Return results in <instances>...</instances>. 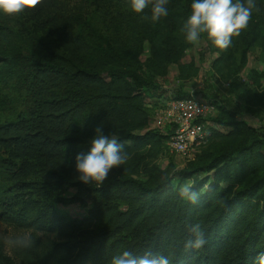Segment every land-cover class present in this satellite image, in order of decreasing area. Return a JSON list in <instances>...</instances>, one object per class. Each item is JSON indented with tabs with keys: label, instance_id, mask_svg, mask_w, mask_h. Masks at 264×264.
<instances>
[{
	"label": "trees",
	"instance_id": "1",
	"mask_svg": "<svg viewBox=\"0 0 264 264\" xmlns=\"http://www.w3.org/2000/svg\"><path fill=\"white\" fill-rule=\"evenodd\" d=\"M89 1L106 11L101 28L87 16L50 15L46 0L22 12L30 34L52 28L57 44L27 60L19 85L29 106L0 130V146L8 151L1 160L7 178L0 184V196L5 194L0 219L33 226L35 232L32 246L13 247L12 256L0 239V264H110L126 250L169 256L171 264H254L264 253V140L255 129L220 105L213 121L226 132L209 127L194 159L172 175L154 162L167 150L168 134L149 128L150 113L169 97L163 86L154 88V79L175 64L179 84L172 94L203 97L182 87L198 72L194 58H186L192 43L182 31L192 0H169V15L156 23L150 5L135 13L130 0ZM11 35L0 21V64L11 60L4 46ZM201 35L217 53L213 72L232 80L252 47H260L264 62V0H256L248 26L227 49ZM144 41L150 55L141 64ZM97 127L117 137L128 157L122 171L110 173L98 187L77 180L73 167ZM187 181L197 194L195 204L179 195ZM70 187L75 199L92 202L87 216L65 218L53 205L40 206V201L66 200L61 194ZM30 212L36 217L28 223ZM193 224L207 241L199 249L185 246Z\"/></svg>",
	"mask_w": 264,
	"mask_h": 264
},
{
	"label": "rangeland",
	"instance_id": "2",
	"mask_svg": "<svg viewBox=\"0 0 264 264\" xmlns=\"http://www.w3.org/2000/svg\"><path fill=\"white\" fill-rule=\"evenodd\" d=\"M48 13L50 15L70 16L73 14L90 17L95 26L101 28L104 22L106 11L101 7L91 4L89 0H46ZM129 3V2H128ZM111 7H117L112 5ZM104 9V8H103ZM24 13L4 15L0 14L1 24L9 26L12 29V35L4 43L7 55L11 58L8 65L0 64V130L8 122L16 121L22 117L29 106L26 93L19 85V77L24 74V67L29 58H39L46 52V48L55 47L57 42L52 37V28H46L45 31L37 34H30L27 27ZM24 19V20H23ZM22 20L24 23L22 24ZM25 25V26H24ZM26 29L28 31H26ZM51 32H50V31ZM235 53L239 56L240 48L236 47ZM150 55L149 44L143 42V52L140 56V63L144 64ZM217 56L207 45L205 39L200 36L196 43L186 50V58L193 57L197 65L198 72L194 78L184 81L182 87L185 91H198L215 107V114L218 113V106H224L235 112L237 117L251 125L259 138L264 140V62L261 59V49L258 46L252 47L247 55L246 61L237 75L229 81H222L213 72L211 63ZM2 62V61H0ZM141 74V73H139ZM177 67L170 64L168 73L165 77H156L153 82L154 88H163L168 95L175 92L178 88ZM152 121L149 125L152 126ZM215 128L222 132L228 129L218 126L215 122ZM150 128V127H149ZM145 131L136 133L142 134ZM88 139L85 140L83 147L88 150ZM199 151V150H198ZM264 153V149H263ZM8 156L6 148L0 146V184L6 182L7 175L4 172L1 160ZM155 164L161 169L170 170V174L183 166L182 160L167 150L158 154L154 160ZM120 166L110 173L121 172ZM201 176V175H199ZM144 179L143 175L139 176ZM174 184L176 178L172 176ZM32 178L39 180V173H34ZM187 185L190 183L186 182ZM5 196V194H2ZM0 196V202L2 200ZM76 189L68 188L61 197L64 201H40V206L45 204L53 205L57 216L65 218L81 219L87 216L92 202L88 198L79 201L75 199ZM34 197L37 198L36 195ZM124 210V207H120ZM36 217L35 212H30L26 217V222H31ZM34 227L28 225L18 226L10 220L0 219V239L4 242V252L12 256L13 246L8 243L11 238L23 235L33 236Z\"/></svg>",
	"mask_w": 264,
	"mask_h": 264
},
{
	"label": "clouds",
	"instance_id": "3",
	"mask_svg": "<svg viewBox=\"0 0 264 264\" xmlns=\"http://www.w3.org/2000/svg\"><path fill=\"white\" fill-rule=\"evenodd\" d=\"M39 3L40 0H0V14H19L27 7H35ZM168 3L169 0H130V8L135 13H142L150 5V19L156 23L169 15ZM254 8L256 0H192L190 15L182 26L184 38L188 43H196L201 34H205L214 46L227 49L232 43V37L238 36L248 26ZM87 143V152L74 156L73 167L77 180L86 185L94 183L98 187L128 157L118 138L105 134L100 127L94 129ZM179 195L193 204L198 198L192 185L181 187ZM189 231L190 238L185 243L186 247L199 249L206 244L199 224H193ZM8 243L13 247L29 248L33 240L30 235H23L11 238ZM110 264H171V259L152 251L136 255L126 250L112 256ZM254 264H264V253L254 258Z\"/></svg>",
	"mask_w": 264,
	"mask_h": 264
},
{
	"label": "built area",
	"instance_id": "4",
	"mask_svg": "<svg viewBox=\"0 0 264 264\" xmlns=\"http://www.w3.org/2000/svg\"><path fill=\"white\" fill-rule=\"evenodd\" d=\"M168 96L152 109L149 123H153L149 127L168 134L164 141L167 151L177 155L184 165L206 143L209 127H215V107L201 95L176 97L170 92Z\"/></svg>",
	"mask_w": 264,
	"mask_h": 264
}]
</instances>
